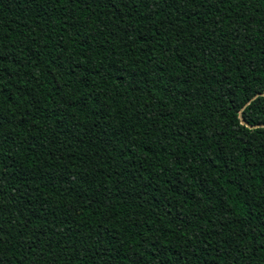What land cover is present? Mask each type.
Segmentation results:
<instances>
[{"label": "trees", "instance_id": "1", "mask_svg": "<svg viewBox=\"0 0 264 264\" xmlns=\"http://www.w3.org/2000/svg\"><path fill=\"white\" fill-rule=\"evenodd\" d=\"M0 264H264V0H0Z\"/></svg>", "mask_w": 264, "mask_h": 264}]
</instances>
